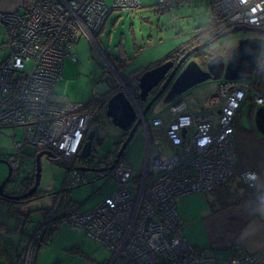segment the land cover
Here are the masks:
<instances>
[{
	"label": "built area",
	"instance_id": "2783aa9c",
	"mask_svg": "<svg viewBox=\"0 0 264 264\" xmlns=\"http://www.w3.org/2000/svg\"><path fill=\"white\" fill-rule=\"evenodd\" d=\"M140 5V0H32L24 13L0 11V22L8 27V50L0 56V128L23 127L22 140L14 142V153L7 157L20 180L16 190L35 174L34 159L20 151L26 144L51 152L55 161L63 159L65 190L88 181L75 159L94 127L91 120L101 117L99 107L70 102L54 86L62 77L64 58L76 60L71 50L80 33L92 39L113 10L134 11ZM208 11L213 24L252 26L264 33V0H210ZM263 77L262 39L249 79L217 82L206 108L197 110L183 97L169 104L166 119L153 115L143 122L147 146L162 137L169 148L160 169L154 170L147 158L135 173L118 159L102 171L114 188L95 206L79 211L70 201L63 211L57 205L46 211L36 237L24 245L21 264H35L36 239L61 223L81 227L101 242L110 251L104 264H264V250L237 247L217 256L191 243L176 207L179 197L208 193L236 175L235 119L246 101L252 115L264 104ZM236 176L247 187L257 173L245 170Z\"/></svg>",
	"mask_w": 264,
	"mask_h": 264
},
{
	"label": "rangeland",
	"instance_id": "374dc122",
	"mask_svg": "<svg viewBox=\"0 0 264 264\" xmlns=\"http://www.w3.org/2000/svg\"><path fill=\"white\" fill-rule=\"evenodd\" d=\"M112 1L106 0L108 4H111ZM157 2L158 0H140L141 7L137 10H113L107 17L103 28L100 29V33L97 36L95 34L92 39L80 33L76 40L78 42L73 43L71 50L75 54L76 60L69 57L64 58L62 77L56 82L54 92L67 98L70 102L87 104L97 96L99 85L105 79L107 72L114 76L115 81L111 82V88L102 97L106 99L117 91H124L131 100L135 98V95L134 88L132 89L130 84L136 82V74L133 73L128 79L120 74V68L110 69L97 45L108 56L115 57L123 52L125 57H129L124 68V73L129 74L140 68L148 67L168 55L181 43L200 34L207 27L213 26L208 11L210 0H163L159 3L160 5H157ZM31 4L32 2L29 6ZM159 7L161 9H158ZM7 31V25L0 22V56L8 50ZM257 34L264 40V33ZM249 35L253 36V33L237 31L221 37L216 43V47L210 49L212 54L209 56L218 53L224 56L231 53V49L238 40ZM98 60L104 62L106 67L102 68ZM216 86L217 81L207 80L189 88L182 93L181 97L188 99L193 108L197 110L206 108L210 106ZM134 101L135 99H132V102ZM168 106L169 103L164 102L162 97L157 99L146 114L147 122L153 115H160L166 119ZM248 108L249 102L246 101L241 108L239 117V122L243 125H249ZM102 113L104 119L101 124L95 123L94 120L90 122V124L94 122V125L98 126L99 135L102 138L99 144L93 146L92 154L98 159L109 154L108 160L112 161L118 152L115 143L119 140H122L121 143H123L125 136L122 135L119 128L111 123L110 118L105 119V112ZM153 129L150 130L151 136ZM22 136L23 127L0 128V158L6 160V162H0V184L8 173L9 162L6 157L8 154L14 153V142L22 140ZM24 150L33 157L37 153L36 148L31 145H24ZM167 153H169V148L162 137L157 144L152 142L150 147L147 146L145 131L140 125L126 145L121 159L136 173L147 158L152 160L154 170L160 169L163 164V156ZM76 165L86 167L81 163H76ZM64 174L63 159L51 161L45 154L41 156V178L37 187L39 196L25 200L20 204L18 213L21 217H19V221L22 220L24 234L22 238L20 234L13 233L11 237L13 242L16 243L20 237L24 241L27 234L31 233L33 227L40 221L43 210L49 208L56 197L61 196L62 192L57 193V191L63 188ZM86 175L87 182L72 187L67 192L69 199L79 204L76 205L80 211L95 206L114 188V183L110 182L106 175H100L93 171H86ZM10 180L4 185V190L15 192L20 181L19 177L15 172H12ZM217 194L219 193L216 189H212L207 194L191 192L179 197L176 201L177 211L182 220L183 234L191 243L196 242L199 247H204V244L209 241L205 225L207 218L204 216L210 206V195L216 197ZM5 207L6 204L0 202L4 218L10 220L11 225L15 226L14 221L18 217L17 213L14 216H9ZM50 238V242H39L40 246H36L35 250L39 254L36 259L37 264H94L93 258L102 261L110 256V251L100 242L96 243V240L88 236L81 227H72L67 223L57 224L51 231ZM117 264L122 263L117 262Z\"/></svg>",
	"mask_w": 264,
	"mask_h": 264
},
{
	"label": "water",
	"instance_id": "95a60500",
	"mask_svg": "<svg viewBox=\"0 0 264 264\" xmlns=\"http://www.w3.org/2000/svg\"><path fill=\"white\" fill-rule=\"evenodd\" d=\"M237 31H250L252 33H258L262 30L252 26L235 25L221 32L211 42L231 32ZM261 42L262 39L259 36L242 37L231 49V53L227 58H224V56L220 53L210 55L208 60L205 62V68H203L194 59L188 60L184 64V66H182V68L181 65L194 50L201 49L209 43H203L193 47L192 49L184 53L183 56H181L175 64L171 59H168V57H170L172 53H169L162 59L158 60L154 65L148 67L137 77V85L139 89L138 97L141 102L144 103L142 104L143 107L140 106V115L137 111V108L132 104V101L126 96L124 91H117L107 100L105 115L110 118V121L114 126L122 131V135L126 136L123 143H121V140L117 141L121 145L118 149V152L115 154L113 163L108 167H79V169L93 172L107 171L112 169L114 163L118 161V159L123 154V151L132 138L134 132L140 125H142V127L144 128L143 122L147 121V112L149 111L152 104L158 98H160L163 93V101L175 105L182 98V93L201 82L207 80L217 81L222 78L225 80L249 79L260 54ZM95 56V58H97V55ZM98 61L101 67L104 68V64L102 63V61ZM162 81L163 83L161 84L160 88L153 94L152 97H150V93L152 92V90L157 87ZM105 88V84H100L99 92L104 91ZM251 120L254 129L264 137V104L260 105L254 111ZM94 134L95 131H89L87 140L84 142L81 149L80 156L82 158H87L90 155L92 151V141ZM43 154H45L50 160L55 161V157L51 152L46 150L37 152L34 158V183L28 191L20 196L9 195L4 192V185L10 180L12 174V168L10 165H8V173L0 184V196L20 199L30 196L33 192H35L41 178V156ZM0 162H6V160L0 158ZM64 190L65 189L62 188L57 191V193L63 192Z\"/></svg>",
	"mask_w": 264,
	"mask_h": 264
},
{
	"label": "crops",
	"instance_id": "0c3cea01",
	"mask_svg": "<svg viewBox=\"0 0 264 264\" xmlns=\"http://www.w3.org/2000/svg\"><path fill=\"white\" fill-rule=\"evenodd\" d=\"M31 2L32 0H0V11H17L23 13L27 10ZM102 28L103 27H101V29ZM99 33L100 30L96 33V36ZM253 36L261 37L257 33H253ZM77 42L78 41L75 43ZM97 48L101 51L103 58L108 61L109 56L106 52L103 51L99 45H97ZM119 55L129 59V57L123 55V52H121V54L119 53ZM155 63L156 62L150 64L148 67ZM148 67L138 69V72H136L137 74L135 73L136 76L140 75V73ZM240 114L241 109L235 120L233 135L236 154L234 169L236 175L245 170H253L257 173V176L251 186L243 187L235 175L224 185L216 187L215 189L219 194L222 190L227 189L229 193L231 192L234 195L233 197L231 196L232 198H229L230 201L227 204L221 203L218 194L216 197L215 195H210V206L207 208V213L204 216L207 218L205 220V225L207 227V237L209 241L204 244V247H210L217 256H225L237 247L245 248L248 251L264 250V137L254 129L250 108H248L250 126L247 124L243 125L239 122ZM154 130L155 129L152 131ZM241 193L245 195L244 199L239 202L237 196ZM212 200L213 205H211ZM3 213V210L0 209V219L4 218ZM13 233L20 234L23 238L22 233L13 231L9 232L8 239L5 240L2 238L0 246H4V250L0 249V264H17L19 261V252L21 251L23 239L20 237L16 243L13 242L11 238ZM48 240L50 242L51 238ZM95 242L97 243V240ZM193 243L196 244V242ZM38 255L36 251L35 264H37L36 259ZM93 261L95 262L94 264H104L106 259L97 261L93 258Z\"/></svg>",
	"mask_w": 264,
	"mask_h": 264
},
{
	"label": "flooded vegetation",
	"instance_id": "af4514ba",
	"mask_svg": "<svg viewBox=\"0 0 264 264\" xmlns=\"http://www.w3.org/2000/svg\"><path fill=\"white\" fill-rule=\"evenodd\" d=\"M230 27H232L231 25H223V26H221V25H218V24H213V26H209V27H207L206 29H204L200 34H198V35H195L194 37H192L191 39H189V40H187V41H185V42H183V43H181L180 44V46L179 47H181V50H180V52H177V53H173V54H171V56L170 57H168V59H171L173 62H174V64L178 61V59L181 57V56H183V54L184 53H186L187 51H189L190 49H192L193 47H195V46H198V45H200V44H203V43H209L208 45H206V46H204L203 48H201V49H196V50H194L192 53H191V55L188 57V58H186V60L182 63V65H181V68H182V66H184V64L188 61V60H190V59H194V60H196L203 68H205V62L208 60V58H209V54H212L211 52V50L210 49H212V47H216L215 45H216V43L218 42V40L221 38H217L216 40H214L213 42H211L213 39H215L221 32H223V31H225L226 29H228V28H230ZM217 49V48H216ZM218 50V49H217ZM218 51H220V50H218ZM229 54L230 53H228V54H225L224 55V58H227L228 56H229ZM157 62V61H156ZM103 64H104V66L106 65L104 62H102ZM107 63L109 64V66H110V69L112 68V70H115L114 69V66H113V64L110 62V60H108L107 61ZM106 67V66H105ZM109 69V68H108ZM108 69H106L107 71H108ZM170 71V70H169ZM137 77L138 76H136V79H137ZM223 79V78H222ZM222 79H219V80H217V82H219V81H221ZM115 81V78H114V76H112L111 74H108V73H106V75H105V79H103V81H102V83L101 84H105L106 85V88H105V90L104 91H102V92H98V94H97V96L96 97H94L92 100H90V102L89 103H91V102H94V103H96V105L99 107V111H100V115H101V117L100 118H98V119H96V120H98L99 122H101L102 123V119H104L103 118V111L105 112L106 111V104H107V100H108V98H106V99H104L103 97H102V95L105 93V92H107L110 88H111V82H114ZM164 81V80H163ZM163 81L157 86V87H155L153 90H152V92L150 93V97H152L153 96V94L160 88V86H161V84L163 83ZM138 83V82H137ZM135 83H133L132 85L130 84V86H131V88L133 89V85H134ZM168 88V87H167ZM166 91V90H165ZM139 92V91H138ZM137 93V92H136ZM164 94V93H163ZM163 94H162V96H163ZM137 96H138V93H137ZM161 96V97H162ZM110 97V96H109ZM183 98V97H182ZM132 99H135V101L134 102H132V104L136 107V103H138V101H139V105L140 106H142V104H144V103H142L141 102V100L139 99V97H138V101L136 100V98H132ZM132 99H131V101H132ZM159 99V98H158ZM169 104H171V103H169ZM139 105H137V106H139ZM140 106H139V108H140ZM102 109V110H101ZM141 109V108H140ZM106 116V115H105ZM107 118H109V117H107L106 116V118L105 119H107ZM147 122V121H146ZM95 123H97V121H95ZM100 123V124H101ZM95 126V125H94ZM144 129V128H143ZM91 130H93V131H95V134H94V136H93V141H92V151H93V146L95 145V144H99L100 142H101V140H102V138L100 137V135H99V130H98V126H95V127H93V128H91ZM144 131H145V129H144ZM88 135V134H87ZM87 135L85 136V141H86V139H87ZM126 137V136H125ZM92 151H91V156H93V161H91V163L87 166V167H92V168H102V167H106L107 165H106V162L107 161H109L108 160V155L109 154H106V155H103L102 157H100L99 159H98V157L96 158L95 157V155H93L92 154ZM114 154V153H113ZM49 159V158H48ZM114 160V159H113ZM112 160V161H113ZM52 161V160H51ZM107 171H109V170H107ZM98 174H100V175H102L103 173H102V171H100V172H97ZM16 191H18V193H19V191H22V188L20 189V190H16ZM4 192H6L5 190H4ZM15 193V194H13L14 196H20L21 195V193H23V191L21 192V193ZM39 196V192L38 191H35V192H33L28 198H21V199H16L18 202H23V201H25V200H28V199H32V198H36V197H38ZM68 201V200H67ZM61 202V198H58V197H56V199L54 200V202H53V204L50 206V207H52L53 205H58L59 203ZM21 203H18V208L20 209V204ZM45 213H46V210L45 211H43L42 212V217H43V215H45ZM39 222V221H38ZM37 222V223H38Z\"/></svg>",
	"mask_w": 264,
	"mask_h": 264
},
{
	"label": "trees",
	"instance_id": "16d2710c",
	"mask_svg": "<svg viewBox=\"0 0 264 264\" xmlns=\"http://www.w3.org/2000/svg\"><path fill=\"white\" fill-rule=\"evenodd\" d=\"M161 1H159L158 0V2L156 3L157 5H160L159 3H160ZM141 7V6H140ZM162 8H164V6H162ZM158 9H161L160 7L158 8ZM212 23V22H211ZM105 24V23H104ZM180 50H181V47H176L172 52H170V53H177V52H180ZM109 60H110V62L113 64V66L115 67V69H118V68H120V74L122 75V76H124L125 78H128V79H130L131 78V76H132V74L133 73H136V72H138V71H133V72H131V73H129V74H126V73H124V68H125V66H126V60H127V58H124V57H121V55H118V56H109ZM141 72V71H140ZM137 74V73H136ZM133 88H134V95H135V98H136V100L138 101V96H137V93H138V91H139V89H138V85H137V80H136V82H135V84L132 86ZM137 92V93H136ZM138 103H139V101H138ZM236 118H237V116H236ZM236 120V119H235ZM95 121H97V122H99L98 120H96L95 119ZM94 121V122H95ZM94 122H93V124L92 125H94ZM99 123H101V122H99ZM149 126V125H148ZM234 126H235V123H234ZM95 127V126H94ZM121 142H122V140H121ZM116 144V147H117V149H119V147H120V143H118V142H116L115 143ZM26 145H28V144H26ZM40 149H37L36 148V152H38ZM21 153H23V154H28L25 150H24V146L21 148ZM109 153H110V151H109ZM8 155H10V154H8ZM8 155H7V157H8ZM29 155H31V154H29ZM123 155V154H122ZM122 155H121V157H122ZM32 156V155H31ZM107 156V155H106ZM6 157V158H7ZM121 157L119 158V159H121ZM32 158L34 159L35 158V156L33 157L32 156ZM7 160H8V158H7ZM91 161H93V156H92V158H82L80 155H78L77 157H76V159H75V162L76 163H81V164H90L91 163ZM34 162V164H35V160L33 161ZM112 161H107L106 162V164H110ZM63 165H64V163H63ZM65 166V165H64ZM11 180H9L8 182H10ZM33 183H34V177H31V178H28V179H25V180H23L22 181V183H21V188H22V191H23V193H25L26 191H28L29 189H30V187L33 185ZM6 191V190H5ZM22 191H19V193H21ZM36 191H38V190H36ZM67 190H64L63 192H62V194H61V196H59V198H61V202L57 205V209L58 210H61V211H63L64 209H65V207H67L68 206V203L71 201L70 199H69V197L67 196ZM6 193L7 194H9V195H13V194H15V193H18V191H15V192H13V191H6ZM18 193V194H19ZM23 193H21V195L23 194ZM231 193V192H230ZM229 193V191L227 190V189H224V190H222V192L220 193V194H218L219 196V199L221 200V203L222 204H227L230 200H229V198H232L234 195L231 193L230 194ZM244 195L245 194H243V193H241V194H239L237 197L239 198L238 200H239V202L240 201H242L243 199H244ZM232 196V197H231ZM67 200H69V202L67 201ZM0 202H4L5 204H6V207H5V210H6V213H7V215H9V216H14L16 213V215L18 216V217H16V219H15V221H14V224H15V226H13V225H11V221L10 220H6L5 218H3V219H0V242L2 241V238H4L5 240L6 239H8L9 237H8V235H9V232H11V231H13V232H20V233H22V234H24L23 232H24V230H23V227H22V220L21 221H19V217H21L20 215H19V213L18 212H20V209L18 208V203H21V202H18L16 199H13V198H10V197H2V196H0ZM72 202V201H71ZM73 203H75V204H77V205H79L77 202H74L73 201ZM177 203V202H176ZM211 205H213V200L211 201ZM176 207H177V204H176ZM15 211V212H14ZM39 223V222H38ZM38 223L34 226V228H33V231L31 232V233H28L27 234V237L25 238L26 240H24L23 242H27V239H32V238H35L36 236V234L34 233L35 232V230L38 228ZM55 227H53L52 228V230L54 229ZM51 230V231H52ZM51 231L50 232H48V233H44V234H42L39 238H37L36 239V244H41V243H39V242H46V241H49L48 239H49V237H50V235H51ZM19 242H22V241H19ZM23 248H24V245L22 244V246H21V251L19 252V261H18V263L17 264H21V257H22V251H23ZM0 249L1 250H4V246H0ZM21 255V256H20Z\"/></svg>",
	"mask_w": 264,
	"mask_h": 264
},
{
	"label": "bare ground",
	"instance_id": "6f19581e",
	"mask_svg": "<svg viewBox=\"0 0 264 264\" xmlns=\"http://www.w3.org/2000/svg\"><path fill=\"white\" fill-rule=\"evenodd\" d=\"M171 104H172V103H171ZM136 105H139V103H136ZM172 105H173V104H172ZM139 106H140V105H139ZM145 135H146V133H145ZM102 175H103V174H102ZM206 193H207V192H206ZM58 198H59V197H58ZM68 202H69V200H68ZM49 208H50V207H49ZM49 208H47L46 211H47ZM25 240H26V239H25ZM27 240H28V239H27ZM25 243H26V242H23V245H25Z\"/></svg>",
	"mask_w": 264,
	"mask_h": 264
}]
</instances>
